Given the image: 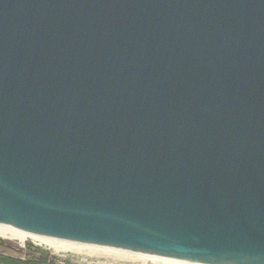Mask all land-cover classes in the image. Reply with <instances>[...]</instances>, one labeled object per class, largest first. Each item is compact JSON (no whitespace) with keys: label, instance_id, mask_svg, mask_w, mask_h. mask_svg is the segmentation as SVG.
<instances>
[{"label":"water","instance_id":"95a60500","mask_svg":"<svg viewBox=\"0 0 264 264\" xmlns=\"http://www.w3.org/2000/svg\"><path fill=\"white\" fill-rule=\"evenodd\" d=\"M0 228L264 264V0H0Z\"/></svg>","mask_w":264,"mask_h":264},{"label":"rangeland","instance_id":"374dc122","mask_svg":"<svg viewBox=\"0 0 264 264\" xmlns=\"http://www.w3.org/2000/svg\"><path fill=\"white\" fill-rule=\"evenodd\" d=\"M29 235V234H27ZM54 248L46 244L35 243L30 238L24 243L13 239H1L5 244L0 247V253L4 256H18L11 250H23L28 245L34 253H40L55 264H191L174 260L160 259L149 256H142L125 251L99 248L89 245L75 244L65 241L53 240ZM46 245V246H45Z\"/></svg>","mask_w":264,"mask_h":264},{"label":"trees","instance_id":"16d2710c","mask_svg":"<svg viewBox=\"0 0 264 264\" xmlns=\"http://www.w3.org/2000/svg\"><path fill=\"white\" fill-rule=\"evenodd\" d=\"M10 249L18 256H4L0 253V264H55L54 261L46 256L34 253L28 245L23 250L13 247Z\"/></svg>","mask_w":264,"mask_h":264},{"label":"bare ground","instance_id":"6f19581e","mask_svg":"<svg viewBox=\"0 0 264 264\" xmlns=\"http://www.w3.org/2000/svg\"><path fill=\"white\" fill-rule=\"evenodd\" d=\"M0 237L5 238V239L17 240L20 243H24L27 239L30 238L31 240H33L35 243H38V244H46L48 246H51L52 248L56 246L55 242L52 239L41 238V237H37L33 235H27L26 233H23L17 230L12 231V230L0 228Z\"/></svg>","mask_w":264,"mask_h":264},{"label":"flooded vegetation","instance_id":"af4514ba","mask_svg":"<svg viewBox=\"0 0 264 264\" xmlns=\"http://www.w3.org/2000/svg\"><path fill=\"white\" fill-rule=\"evenodd\" d=\"M0 246L4 247V246H5V244H4V243H1V244H0Z\"/></svg>","mask_w":264,"mask_h":264}]
</instances>
